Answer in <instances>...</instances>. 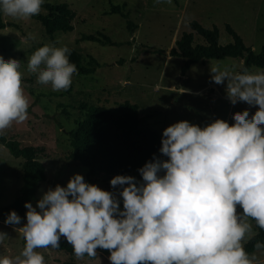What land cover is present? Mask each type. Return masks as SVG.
<instances>
[{"label": "rangeland", "instance_id": "1", "mask_svg": "<svg viewBox=\"0 0 264 264\" xmlns=\"http://www.w3.org/2000/svg\"><path fill=\"white\" fill-rule=\"evenodd\" d=\"M45 1L74 11L71 31L47 35L31 17L45 13L39 0H11L2 12L8 25L0 29V63L9 74L0 134L33 148L46 178L24 220H0V264H115L120 232L129 241L121 264H182L184 240L167 225L171 219L193 235L188 264H236V251L256 232L243 197L260 195L263 185L225 172L264 169L263 154L231 141L243 135L264 140V68L252 67L237 81L241 59L226 57L194 63L182 75L183 59L168 51L196 20L216 25L221 45L232 42L224 28L229 24L259 52L264 0ZM111 4L125 6L133 32L125 18L110 13ZM98 32L116 44L79 41L81 34ZM194 42L202 43L201 37L195 34ZM64 48L79 52L83 63L91 55L99 67L89 75L68 70L58 58ZM127 103L138 105L142 127L158 133L172 127L185 143L139 185L90 175L68 159V133L89 108ZM21 163L0 145V207L21 187ZM66 232L94 257L72 256L49 244L50 237ZM246 264H264V250L254 251Z\"/></svg>", "mask_w": 264, "mask_h": 264}, {"label": "trees", "instance_id": "2", "mask_svg": "<svg viewBox=\"0 0 264 264\" xmlns=\"http://www.w3.org/2000/svg\"><path fill=\"white\" fill-rule=\"evenodd\" d=\"M11 0H0V29L8 23L2 18L3 7ZM45 13L33 12L31 17L37 20L44 32L52 36L55 32H69L73 29L74 11L66 3H50L39 0ZM124 5L110 6V13H117L127 20V27L133 32V23L128 20L129 14ZM190 31L182 32L168 55L183 59L181 74L194 63H203L207 59H224L226 57L240 58L241 65L236 74L239 81L252 67L264 68V45L259 52L246 46L241 36L229 25L225 31L231 36L232 42L219 44V30L216 25L204 27L198 21L188 23ZM198 35L202 43H195ZM92 41L100 44L115 45L106 34H81L79 41ZM161 52V50H154ZM58 58L70 71L79 75L92 74L99 62L91 55L83 63L81 54L72 48H64L58 52ZM9 71L0 63V120L3 117L1 105L7 91V76ZM69 88V85L66 84ZM66 88V89H67ZM22 110H25L24 108ZM139 107L135 103L119 104L111 108H89V115L80 121L69 135V160L87 168L90 175L100 174L105 179L128 178L135 179L137 185L149 177L154 170L163 168L183 150L185 143L178 137L176 131L169 127L158 133L140 125ZM17 111H20L17 110ZM11 111L10 113H14ZM238 148L250 147L264 155V140L252 135L231 138ZM0 145L4 146L15 158H21L22 184L11 203L0 207V220L11 217L24 220L26 208L32 201H38L39 185L45 180V166L39 160L38 153L31 147H24L16 139L0 134ZM227 178L260 180L263 190L260 195L243 197L244 211L253 222L256 232L236 251V264L249 262L251 254L256 250H264V169L230 168L225 172ZM173 219L167 222L173 231L184 240L182 264H188V258L193 248V235L187 229L180 230ZM120 246L114 258L115 264H121L128 249L129 241L123 232L119 233ZM49 244L56 250L76 257L93 258L95 252L79 243L71 232L61 233L49 238Z\"/></svg>", "mask_w": 264, "mask_h": 264}, {"label": "water", "instance_id": "3", "mask_svg": "<svg viewBox=\"0 0 264 264\" xmlns=\"http://www.w3.org/2000/svg\"><path fill=\"white\" fill-rule=\"evenodd\" d=\"M141 49L151 50V51L155 50L154 48H148V47H141ZM164 53H166V52H164Z\"/></svg>", "mask_w": 264, "mask_h": 264}, {"label": "crops", "instance_id": "4", "mask_svg": "<svg viewBox=\"0 0 264 264\" xmlns=\"http://www.w3.org/2000/svg\"><path fill=\"white\" fill-rule=\"evenodd\" d=\"M212 26H213V25H212ZM212 26H211V27H212ZM208 28H210V27H208ZM241 61H242V60H241Z\"/></svg>", "mask_w": 264, "mask_h": 264}]
</instances>
